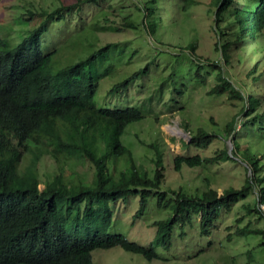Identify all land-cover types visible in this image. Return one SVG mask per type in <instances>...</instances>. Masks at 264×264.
Returning a JSON list of instances; mask_svg holds the SVG:
<instances>
[{
  "label": "trees",
  "instance_id": "obj_1",
  "mask_svg": "<svg viewBox=\"0 0 264 264\" xmlns=\"http://www.w3.org/2000/svg\"><path fill=\"white\" fill-rule=\"evenodd\" d=\"M97 1L62 0L55 7H42L37 9L40 21L20 40L4 47L0 39V264H92L93 249L115 246L154 259L158 246H171L175 225L184 229L195 222L199 233L209 236L223 213L251 191L256 194L254 207L246 206V213L255 211L264 217L260 208L264 206V66L260 68L254 62L247 67L244 80L236 87L222 75L217 60L197 52V40L184 46L164 43L160 28L175 23L177 14H185L198 0H136L139 20L103 9L88 21L78 16L82 4ZM207 10L212 12L211 30L217 35L214 49L222 50L227 63L232 48L254 42L264 32V0H209ZM28 13L32 16L34 11L28 9ZM72 16L76 19L73 36L62 46L43 51L42 34L48 29L47 22H65ZM108 30H129L138 37H149L150 45L166 48L159 45L152 56L147 55L146 62L130 73H119L121 59L137 54L145 57V51L129 46L124 56V48L116 42H99L98 32ZM67 44L70 49L63 59ZM236 58L244 60L239 51ZM158 59L170 60L171 70L165 76L150 74ZM184 59L187 63L177 64ZM204 60L218 68L220 81L207 94L227 93L240 101L236 113L239 118L234 116L233 132L228 136L230 153L224 148L206 157L171 151L165 154L159 143H152L153 166L137 163L122 142L127 125L149 116L157 118L160 105L168 111H184L189 91L178 75L186 69L185 75H194L203 83ZM146 76L151 77L154 87L134 104H96L101 79H114L106 91L112 97L127 93L138 81L136 85H141ZM164 90H169L166 100ZM183 125L191 133L190 140L184 142L187 146L204 149L218 136L202 126L191 131ZM26 153L30 154L29 162L22 166ZM44 156L58 168L42 177L38 167L49 163ZM165 156L176 171L204 162L240 160L246 177L240 187L228 186L221 192L183 189L166 180ZM70 157H85L93 166L91 178H66L64 161ZM121 161L123 167L116 170ZM129 196L138 197L135 216L142 213L151 196L158 208L168 211L167 216L153 221L155 232L148 245L109 232L113 220L109 203ZM247 233L259 235L264 246V227L245 225L234 230L235 235ZM180 234H184L182 230Z\"/></svg>",
  "mask_w": 264,
  "mask_h": 264
},
{
  "label": "rangeland",
  "instance_id": "obj_2",
  "mask_svg": "<svg viewBox=\"0 0 264 264\" xmlns=\"http://www.w3.org/2000/svg\"><path fill=\"white\" fill-rule=\"evenodd\" d=\"M62 0H0V39L4 47L12 46L22 38L30 28L40 21L37 9L42 7L52 8L61 4ZM69 1V0H65ZM199 3L189 8L185 14L178 13L176 21L170 26H164L158 31L159 37L164 43L174 46H184L190 40L198 41L197 52L211 60H217L221 66L222 75L229 79L236 87H240L244 80V72L247 67L257 62L258 66H264V32L251 43H240L241 47L232 48L230 62L224 60L222 50L214 49V42L217 35L211 30L213 15L207 10L209 0H198ZM136 0H98L97 3H87L81 5V13L78 15L84 21H88L98 10H108L117 14L120 11L124 16H132L134 20H139V11L136 9ZM28 9L34 11L30 16ZM76 16V15H75ZM75 16L70 20L60 22L48 21V29L42 34L43 51H51L54 48L73 36ZM111 16V15H110ZM116 18V17H115ZM168 27H171L170 29ZM76 29V28H75ZM99 42H116L122 49L124 56L129 46L144 50L140 54L127 59L122 58L119 65V73H130L136 65L143 64L157 50L156 47L166 46L152 44L148 38L138 37L132 31L121 32L102 31L98 32ZM224 36H221L223 40ZM78 40H75V44ZM231 47L233 42L231 41ZM61 45V46H62ZM150 45V46H149ZM61 58H67L68 44L64 47ZM181 52L179 48H176ZM119 51V50H118ZM118 51L115 50L116 54ZM243 54L244 60L238 61L236 52ZM59 59V56L56 57ZM156 67L150 71L153 75L165 76L171 70L169 59L154 61ZM187 61L180 60L177 64L182 65ZM201 73L204 75V82L200 78L185 75L186 69L180 71L178 77L186 82L189 95L185 110H166L163 105L157 107V118L146 117L138 122L127 125L122 135V142L131 151L137 163L151 168L153 166L154 148L152 143H159L165 154L169 151L192 155L199 154L203 157L214 156L224 148H231L228 136L233 132L234 116L240 108V101L229 97L227 93L221 95L207 94L216 83H219L218 68L211 66L209 61H202ZM118 74V73H117ZM121 74H119L120 76ZM151 78V77H150ZM145 77L140 81L141 85L135 83L128 89L127 93L110 96L108 90L113 78L105 77L98 82L95 102L100 106H114L113 104H134V100L140 99L148 92L149 88L154 87L153 80ZM264 84V78H263ZM264 90V86H263ZM169 90H164L163 100L168 98ZM264 92V91H263ZM131 100V101H130ZM129 101V102H128ZM127 102V103H123ZM239 118V115L236 118ZM186 124L191 131L198 126L204 127L208 131H215L218 136L204 149H199L184 142L190 140L191 133L184 129ZM236 130L240 125H235ZM30 154L26 157L22 166L29 162ZM166 165V180L174 186L183 189L194 190L212 188L221 192L228 186L240 187L246 177L244 164L240 160H221L210 163H203L195 167H183L180 170H172L168 165L167 156L164 157ZM49 163H41L38 167L39 176L49 175L52 170L58 168L49 156H44ZM122 162V161H121ZM118 162L115 169L123 167V162ZM59 168H62L59 167ZM65 177L70 178H91L93 166L85 158L70 157L64 161ZM43 185L40 184V187ZM256 194L249 192L245 198L240 199L233 205L230 211L216 221L209 236H202L198 226L194 222L191 226L184 229L175 225L171 237V246L163 249L156 248L157 257L144 259L137 253L127 252L120 247L95 248L91 251L92 264H264V246L260 245L261 237L252 233L247 235H235L236 228L249 225L253 228L264 227V217L257 212L246 213V206L253 209ZM138 206V197L129 196L109 203L113 212V220L109 226V232L121 233L128 239L143 245L151 243L155 232L154 220L164 218L168 211L158 208L154 198L147 199L146 205L141 214L135 216ZM262 206L260 205V208ZM263 211V209L261 208ZM264 212V211H263ZM237 218H240L237 220ZM183 231V235L180 231Z\"/></svg>",
  "mask_w": 264,
  "mask_h": 264
},
{
  "label": "water",
  "instance_id": "obj_3",
  "mask_svg": "<svg viewBox=\"0 0 264 264\" xmlns=\"http://www.w3.org/2000/svg\"><path fill=\"white\" fill-rule=\"evenodd\" d=\"M230 144H231V142H230ZM230 151H231V148L228 149V152H229V153H230Z\"/></svg>",
  "mask_w": 264,
  "mask_h": 264
},
{
  "label": "built area",
  "instance_id": "obj_4",
  "mask_svg": "<svg viewBox=\"0 0 264 264\" xmlns=\"http://www.w3.org/2000/svg\"><path fill=\"white\" fill-rule=\"evenodd\" d=\"M261 206H262L261 208H262V209H263V211H264V206H263V205H261ZM263 213H264V212H263Z\"/></svg>",
  "mask_w": 264,
  "mask_h": 264
}]
</instances>
